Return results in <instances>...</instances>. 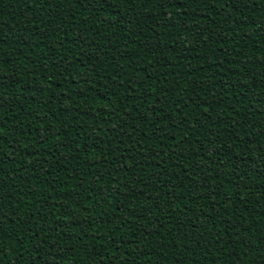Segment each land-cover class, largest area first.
Wrapping results in <instances>:
<instances>
[{
    "label": "trees",
    "instance_id": "obj_1",
    "mask_svg": "<svg viewBox=\"0 0 264 264\" xmlns=\"http://www.w3.org/2000/svg\"><path fill=\"white\" fill-rule=\"evenodd\" d=\"M0 264H264V0H0Z\"/></svg>",
    "mask_w": 264,
    "mask_h": 264
}]
</instances>
